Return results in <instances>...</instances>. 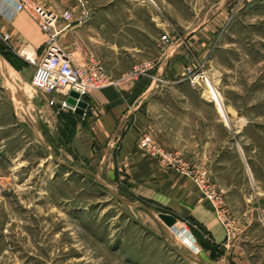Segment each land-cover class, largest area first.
<instances>
[{
	"label": "rangeland",
	"instance_id": "rangeland-1",
	"mask_svg": "<svg viewBox=\"0 0 264 264\" xmlns=\"http://www.w3.org/2000/svg\"><path fill=\"white\" fill-rule=\"evenodd\" d=\"M109 3L134 9V19H148L155 56L167 54L170 69L179 61V72L163 79L156 76L155 57L154 90H182L185 102L201 105L192 115L201 113L205 122L217 118L216 128L203 121L211 141L201 144L202 162L147 134L150 150L138 147L142 135L137 148L190 180L216 211L206 190L219 195L225 213L218 218L227 227L235 212L251 213V222L238 229L249 233L253 263L264 264V0ZM122 34L123 41L135 37L133 31ZM13 85L0 64V264H210L189 223L177 220L174 230L166 228L152 206L131 194L129 176L100 167L101 153L91 156L75 138L79 116L48 107L31 81ZM162 150L204 173V186L164 163Z\"/></svg>",
	"mask_w": 264,
	"mask_h": 264
},
{
	"label": "crops",
	"instance_id": "crops-1",
	"mask_svg": "<svg viewBox=\"0 0 264 264\" xmlns=\"http://www.w3.org/2000/svg\"><path fill=\"white\" fill-rule=\"evenodd\" d=\"M109 1L29 0L55 16L57 45L73 64L80 66L93 57L110 79L123 80L90 93L75 138L87 144L91 156L93 152L101 153L99 158L104 162L100 167H106L109 174L129 176L131 194L152 206L157 214H169L189 223L210 264H254L253 254L246 247L249 233L244 227L238 229L239 224L251 222V213L235 212L233 223L227 227L190 180L162 168L137 148L138 137L147 134L183 158L202 162L206 155L201 144L208 142L211 133L203 134L201 130L207 119L201 113H191L193 107L201 109V105L185 102L182 90H154L153 63L157 55L153 52L151 22L134 19V9L107 5ZM66 11L72 15L68 22L62 19ZM123 14L128 16L125 21L118 17ZM150 17L152 21V13ZM129 31L135 32V37L123 41L122 33ZM46 41V34L26 12H16L10 0H0V64L13 87L22 88L31 81L44 58ZM157 57L156 76L168 79L179 72L178 60L170 69L167 54ZM138 67L144 68L141 74L128 79ZM207 123L216 128V115L204 126ZM227 201L232 208L237 207L232 194L227 195Z\"/></svg>",
	"mask_w": 264,
	"mask_h": 264
},
{
	"label": "built area",
	"instance_id": "built-area-1",
	"mask_svg": "<svg viewBox=\"0 0 264 264\" xmlns=\"http://www.w3.org/2000/svg\"><path fill=\"white\" fill-rule=\"evenodd\" d=\"M10 1L16 12H26L47 36L45 55L36 66L31 84L46 98V105L48 107L55 108L57 111H68L74 114L75 107L67 103V100L71 98L70 94L72 92L78 95V98L75 99L76 102L83 101L87 103V98L91 92L111 87L119 82L112 81L107 76L103 65L93 57H88L80 66L71 62L57 45L56 38L58 31L54 25L55 16L33 5L29 0ZM71 18L72 15L68 11L62 14V19L66 22L70 21ZM143 69L142 67H138L129 75L128 79L137 77ZM138 147L150 150L152 147L151 139L146 135H142L139 138ZM153 150H155L154 147ZM158 155L164 163L176 168L190 179L204 186V173L199 172L197 169H190L178 159L176 154L162 150L159 151ZM204 190L206 189L204 188ZM206 194L209 199L219 206V211L217 212L220 217L219 212L224 214L225 209L219 195L214 192L209 193L207 190Z\"/></svg>",
	"mask_w": 264,
	"mask_h": 264
},
{
	"label": "water",
	"instance_id": "water-1",
	"mask_svg": "<svg viewBox=\"0 0 264 264\" xmlns=\"http://www.w3.org/2000/svg\"><path fill=\"white\" fill-rule=\"evenodd\" d=\"M70 96L71 98L67 100V103L70 106L75 107L74 114L80 117L84 116L85 111L87 110V107H88L87 103L83 101L76 102L75 99L78 98V95L73 92L70 94ZM157 218L161 221V223L166 228L168 229L171 228L172 230H174V226L177 223V220L175 217L169 214L160 213V214H157ZM187 236L192 242H195L193 236L189 232H187ZM191 248L194 249L195 248L194 245H191Z\"/></svg>",
	"mask_w": 264,
	"mask_h": 264
},
{
	"label": "bare ground",
	"instance_id": "bare-ground-1",
	"mask_svg": "<svg viewBox=\"0 0 264 264\" xmlns=\"http://www.w3.org/2000/svg\"><path fill=\"white\" fill-rule=\"evenodd\" d=\"M210 88H212V87H210ZM212 95H214V97H216V99H217V102H218V104L220 105L219 107L221 108V110L223 109L222 108V100H221V97H220V95L215 91V89H213L212 88ZM209 93V92H208ZM209 95H210V93H209ZM211 98H213V97H211ZM225 111V110H224ZM185 233H186V231H185ZM186 235H187V233H186ZM190 240V239H189ZM190 243H191V245H193V242L190 240ZM191 245H190V248H191ZM193 250V252H197V248H194V249H192Z\"/></svg>",
	"mask_w": 264,
	"mask_h": 264
}]
</instances>
